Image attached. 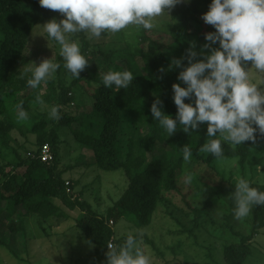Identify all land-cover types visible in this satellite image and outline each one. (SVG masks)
Wrapping results in <instances>:
<instances>
[{
    "label": "trees",
    "instance_id": "16d2710c",
    "mask_svg": "<svg viewBox=\"0 0 264 264\" xmlns=\"http://www.w3.org/2000/svg\"><path fill=\"white\" fill-rule=\"evenodd\" d=\"M210 3L211 0H190V3L177 5L169 13L170 17L164 16L168 28L161 36H155L158 34L155 30L146 31L135 26L132 43L118 49L112 48V45L123 41L120 34H115L107 42L89 39L84 33L75 34L73 39L79 40L81 51L90 64L80 73V78L70 82L67 80V72L59 55L57 62L61 68L47 82L32 89L27 85L30 72H19L17 67L25 60L34 28L55 18L58 12L42 8L38 0H32L29 4L22 0H0V247L11 248L4 237L6 235L11 239L20 234L25 237L26 223L30 218L38 217L48 221L54 217H67L64 208L71 211L79 209L84 213L78 222L83 238L96 248L99 255L105 257L107 245L115 240L109 222L113 218L119 220L125 217L133 221L137 228L149 226L160 204H170L172 194L182 196L179 181L186 170L197 186L192 188L195 196L191 205V194H183V200L194 218L192 224H183L184 232L197 237L196 230H208L218 241H222L225 264L247 263L253 253L254 238L264 229V205L251 207V227L249 229L248 224L247 233L241 232L243 228L238 226L239 223L233 225L232 221L225 225L228 231L223 233L221 228L216 227L208 210L194 207L193 202L200 186L208 187L203 173L215 175L222 183H231L215 164L220 159L237 161L242 177L251 186L264 191V182L257 181L254 173L246 178L247 166L255 171L262 162L264 137L258 136L255 142L247 141L239 146L223 142V157L217 159L199 151L207 140L206 125H201L189 135L178 127L177 132L169 136L156 125L150 113L152 103L159 97L163 101L165 113L175 115L171 85L179 83V70L168 71L169 64L173 58H179L185 53L190 41H195L199 50L205 43L204 35L215 31L201 19ZM109 70H129L135 79L127 89L105 88L102 77ZM78 92L88 101L85 106L91 109L90 113H80L81 99ZM5 93L19 95L20 100L26 96L23 101L35 105L40 103L37 101L39 96L43 103L59 106L60 118L53 119L49 114L44 115L39 111V116H43L41 120L30 129H23L11 115ZM127 109L144 114L146 122L147 128L144 131L140 127L135 128L133 137L122 132L124 112ZM70 127L74 128L73 133L81 146L92 152L93 165L98 170L120 171L128 182L122 196L107 210L106 216L98 214L87 202L81 201L76 196L72 182L64 178L68 167L62 168L59 150L62 130ZM15 133L23 137L34 135L36 139L28 147V143L17 141ZM46 144L53 154L49 164L40 158L42 147ZM185 144L193 153L189 165H197L190 171L183 166L185 161L181 148ZM161 146H167V149L158 151ZM3 151H10L12 157H4ZM255 157L261 158L260 162ZM198 166L204 168L198 172ZM225 189L220 186L213 201L218 204L225 202L222 195ZM229 191H233L232 184ZM215 195L213 193L211 196ZM15 209L17 218L10 221ZM206 216L208 220L204 219ZM208 225L211 230L206 227ZM225 240L230 241L224 244ZM104 261L106 264V257Z\"/></svg>",
    "mask_w": 264,
    "mask_h": 264
},
{
    "label": "clouds",
    "instance_id": "9594fccd",
    "mask_svg": "<svg viewBox=\"0 0 264 264\" xmlns=\"http://www.w3.org/2000/svg\"><path fill=\"white\" fill-rule=\"evenodd\" d=\"M42 8L56 11L63 17L55 18L38 27L46 33L47 42L60 46L63 68L72 78H80L90 64L81 51L78 39L84 33L89 39H100L104 34H118L129 26L146 31L156 29V23L177 5L190 0H38ZM215 31L204 35L205 43L197 50L190 41L185 53L173 58L168 71L178 69L179 83L171 85L175 115L166 114L163 101L157 97L150 107L156 125L173 136L178 127L187 135L206 125L207 140L199 151L219 159L223 157V142L233 146L264 137V81L252 77L264 76V0H211L208 11L201 17ZM251 62V67H249ZM32 67L27 85L37 89L52 77L61 64L43 59ZM164 71V69H160ZM135 79L129 70L107 71L102 77L105 88L127 89ZM183 85V86H182ZM188 101L187 103L185 101ZM37 101L43 103L40 97ZM18 119H26L24 102L16 105ZM49 115L59 119V106H52ZM183 160L190 162V147L181 148ZM191 183L192 176H185ZM230 198L234 202V218L249 215L253 205H264V191L239 178ZM106 264H151L141 247V241L129 232L119 246L107 245Z\"/></svg>",
    "mask_w": 264,
    "mask_h": 264
},
{
    "label": "rangeland",
    "instance_id": "374dc122",
    "mask_svg": "<svg viewBox=\"0 0 264 264\" xmlns=\"http://www.w3.org/2000/svg\"><path fill=\"white\" fill-rule=\"evenodd\" d=\"M23 3L29 4L32 0H22ZM60 13H57L55 19L59 21L62 19ZM165 17H161L156 21L158 27L155 30L158 33L155 36H161L168 28V22ZM43 25V24H39ZM38 25V26H39ZM36 26L31 34L28 49L25 52V60L18 65L17 71L28 72L27 70L32 67L30 63L37 65L43 59H50L53 56V61L57 62L60 52V46L52 40L47 42L46 33ZM135 26H129L124 29L120 34L123 41L120 44L112 45L114 49L126 47L132 43ZM44 37H42V36ZM115 35V34H114ZM113 34L104 35L100 39H95L100 42L111 40ZM122 63V62H121ZM65 72H63L64 75ZM66 78L70 82L74 78L66 73ZM252 79L255 82L264 81V76L253 75ZM264 87V85H261ZM45 92V90L43 91ZM28 95V94H25ZM22 96V94L20 95ZM26 97V96H25ZM20 100L19 95L5 93V100L7 107L17 121L18 125L23 129H30L36 122L40 121L43 116L50 113L51 105L47 103H33L24 102ZM79 100L81 102L79 107L80 113H90L91 110L84 97L78 92ZM21 101L24 102V108L27 112L26 119H18L16 105ZM85 106V107H84ZM77 127V124H74ZM141 128L143 131L147 128L144 120V114L127 109L124 112V120L122 132L129 137L134 136L135 128ZM73 127L65 128L62 130V144L60 146V157L62 159V168L68 167L64 175L66 181H71L75 187L76 196L81 200L87 202L93 210L98 214L107 215V210L112 207L116 201L120 199L123 192L127 188V180L122 172H103L93 165V154L88 148L82 147L76 140L73 133ZM19 143H28L27 146L31 147L36 139L34 135L23 137L20 133H15ZM125 148V145H122ZM167 146L159 147L158 151H165ZM4 157L8 159L12 157L10 151H3ZM256 156V155H255ZM259 161L261 158L255 157ZM87 162L89 163L88 166ZM217 167L221 168L224 177L229 179L231 183H222L215 175L202 174L208 187L200 186V191L194 198V207L208 210L211 219L214 220L216 227L221 228L223 233L228 231L225 225L232 221L235 225L239 223V227L243 233L248 232L251 227L252 213L242 219H235L230 195L234 192V186L239 178H243L241 171L237 165V161H226L223 159L215 161ZM183 166L188 171L195 168V164L189 165L184 162ZM204 167H201V169ZM200 166L196 170L201 171ZM256 175L259 182H264V157L262 162L258 164L255 171H251L250 167L246 168V178L251 177L252 174ZM188 172L185 170L181 174L179 181L182 196L175 194L171 195V203L160 204L153 215L152 222L149 226L144 228H137L133 221L121 218L115 220L114 218L109 222V225L114 230V246H119L124 242L126 235L132 232L141 241V247L146 254L150 256L151 264H225L223 261V243L218 241L217 237L208 230L198 229L195 231L197 237L186 234L184 226L192 224L193 216L190 215V208L183 200L184 195H190V205L192 198L195 196L193 189L196 183H186L185 176ZM193 179V178H192ZM232 184L233 191H229ZM220 186L225 187L222 195L225 202L218 204L213 201L217 197ZM215 193V196H211ZM75 196V197H76ZM207 202V203H206ZM59 203V202H58ZM60 204V203H59ZM169 204V205H168ZM230 206V207H229ZM232 208V209H231ZM65 213L67 217H54L48 221H43L38 217H33L27 220V233L23 237L21 234L15 236L13 239L9 235L4 236L9 242L11 248L7 249L0 247V264H104L105 257L99 255L96 248L86 241L79 228L78 222L84 216V213L76 209L71 211L67 208ZM17 209H15L14 216L10 221L16 220ZM208 216L204 219L208 220ZM249 219V222L247 220ZM230 224V223H229ZM228 225V224H227ZM226 225V226H227ZM211 230V228L206 226ZM232 240V239H230ZM230 240H225L228 243ZM122 242L121 244H119ZM252 256L246 264H264V229L254 238L252 244ZM13 250L14 252H11Z\"/></svg>",
    "mask_w": 264,
    "mask_h": 264
},
{
    "label": "built area",
    "instance_id": "2783aa9c",
    "mask_svg": "<svg viewBox=\"0 0 264 264\" xmlns=\"http://www.w3.org/2000/svg\"><path fill=\"white\" fill-rule=\"evenodd\" d=\"M41 161L44 163H50L53 160V154L50 146L48 144L44 145L41 150ZM69 182H67V185L69 186ZM113 245V241L111 243Z\"/></svg>",
    "mask_w": 264,
    "mask_h": 264
}]
</instances>
